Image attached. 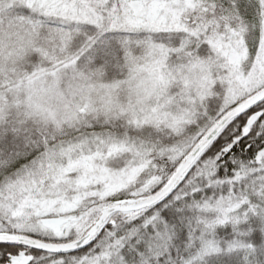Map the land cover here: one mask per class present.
<instances>
[{
    "label": "snow or ice",
    "instance_id": "6c2138e0",
    "mask_svg": "<svg viewBox=\"0 0 264 264\" xmlns=\"http://www.w3.org/2000/svg\"><path fill=\"white\" fill-rule=\"evenodd\" d=\"M0 264H264V0H0Z\"/></svg>",
    "mask_w": 264,
    "mask_h": 264
}]
</instances>
